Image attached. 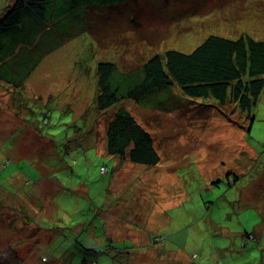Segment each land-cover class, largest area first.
Segmentation results:
<instances>
[{
  "label": "rangeland",
  "instance_id": "1",
  "mask_svg": "<svg viewBox=\"0 0 264 264\" xmlns=\"http://www.w3.org/2000/svg\"><path fill=\"white\" fill-rule=\"evenodd\" d=\"M10 2L0 0V11ZM85 19V34L46 53L37 44L25 51L35 32L20 25L22 49L0 66L4 78L31 73L23 94L0 81V264H60L19 236L33 205L53 238L50 252L69 264L78 263L75 235L87 222L95 225L83 226L84 235L95 242L104 232L132 243L122 264H264V89L249 133L180 90L181 108L161 95L157 108L122 104L151 136L153 166H116L106 154L104 114L93 109L98 61L131 76L152 56L189 54L210 35L264 43V0H126L91 7ZM19 55L32 61L19 64Z\"/></svg>",
  "mask_w": 264,
  "mask_h": 264
},
{
  "label": "trees",
  "instance_id": "2",
  "mask_svg": "<svg viewBox=\"0 0 264 264\" xmlns=\"http://www.w3.org/2000/svg\"><path fill=\"white\" fill-rule=\"evenodd\" d=\"M125 1L11 0L10 4L0 11V66L4 60H6L4 64L7 65L10 60L17 58L18 52L22 49V47L18 49L19 39L25 35L23 31L17 30L20 25L32 33L35 32L34 42L32 41L33 43L31 42L25 51L31 54L30 52L34 50L33 45L37 44L38 47L48 48L47 51H42L46 53L59 49L68 40L85 34L90 25L85 17L91 7L114 6ZM42 21L45 23H41ZM45 31L51 32L52 36L46 37ZM19 56L22 57L20 61L15 60L19 64L22 60L32 61L29 55ZM131 72L132 75L128 76L119 72L113 63L98 61L95 67L96 93L93 109L95 108L97 113L100 111V114H104L100 118V123L104 128L106 154L116 157V166L119 165L118 160L153 166L159 162L154 142L144 127L139 125L122 104L157 108L153 98L161 95V97L172 96L171 104H179L181 108L186 105L182 106L179 103L180 95L177 90H180L187 98L203 99L210 107L215 104L212 108L241 130L245 129V132L249 133L254 120L252 110L264 89V43L254 41L247 35H241L235 40L210 35L189 54L173 50L165 51L161 55L152 56ZM30 74L11 73L5 78L0 74V81L7 83L13 89L16 88L15 90H23ZM117 104L120 105L118 109L111 112L110 110ZM188 104L190 103L187 102ZM161 106L163 107L164 104ZM236 119L241 120V123L243 120L245 125L238 124ZM100 173L107 174L110 170L102 166ZM32 208L35 209L36 215L32 218L25 217L18 224V233L22 242L29 240L31 244L34 243L33 249L42 260L46 255V259L51 262L69 264L70 261H62L59 256L55 257L50 252V245L47 244L52 242L51 233L42 221L37 220L42 208L36 210L35 205ZM36 211L39 213L37 214ZM14 220V217L9 219V224L14 225ZM92 225L95 224L92 222L81 224L79 233L75 235V240L80 239L78 245L81 250L77 264L125 263L127 261L125 257L130 255L128 251L132 243L126 246L129 241H116L104 235V232L95 242L94 238L84 235L83 226L91 228ZM25 228L32 231L27 238L20 233ZM34 231L36 234H33ZM20 238L16 239L15 246L20 243H17ZM85 240L91 241L100 249L96 251L94 248H88Z\"/></svg>",
  "mask_w": 264,
  "mask_h": 264
},
{
  "label": "crops",
  "instance_id": "3",
  "mask_svg": "<svg viewBox=\"0 0 264 264\" xmlns=\"http://www.w3.org/2000/svg\"><path fill=\"white\" fill-rule=\"evenodd\" d=\"M16 92H20V93H24V91L22 90V89H20V90H17Z\"/></svg>",
  "mask_w": 264,
  "mask_h": 264
},
{
  "label": "built area",
  "instance_id": "4",
  "mask_svg": "<svg viewBox=\"0 0 264 264\" xmlns=\"http://www.w3.org/2000/svg\"><path fill=\"white\" fill-rule=\"evenodd\" d=\"M105 171V170H104Z\"/></svg>",
  "mask_w": 264,
  "mask_h": 264
}]
</instances>
